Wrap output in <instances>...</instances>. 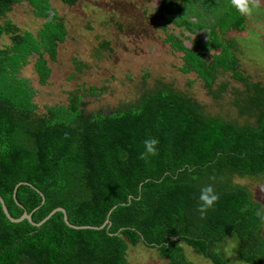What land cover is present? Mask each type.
<instances>
[{
	"label": "trees",
	"instance_id": "1",
	"mask_svg": "<svg viewBox=\"0 0 264 264\" xmlns=\"http://www.w3.org/2000/svg\"><path fill=\"white\" fill-rule=\"evenodd\" d=\"M52 1L0 0V197L12 218L31 215V222L11 223L0 205V264H132L127 254L139 248L155 250L160 264H195L186 247L209 264H231L222 251L228 239L239 264H264V215L256 214L264 202L236 182L264 180V81L244 74L236 40L224 39L243 28L240 13L217 1L215 20L205 17L189 30L209 23L208 40L197 38L193 50L162 36L183 54L177 71L187 88L200 82L221 103L218 112L162 78L132 101L91 108L113 96L109 81L80 83L101 52L110 58L109 42L89 61L74 52L64 80L74 88L64 104L41 105L36 85H53L50 62L61 45L70 34L75 41L76 27L93 30L78 20L90 8L74 16L77 0H59L58 8ZM24 5L31 23L21 27L14 16ZM149 76L145 71L143 81ZM148 138L159 140L158 154L145 160ZM207 185L219 200L202 217L199 196ZM57 208L76 227L110 225L74 229L61 212L45 220Z\"/></svg>",
	"mask_w": 264,
	"mask_h": 264
},
{
	"label": "rangeland",
	"instance_id": "2",
	"mask_svg": "<svg viewBox=\"0 0 264 264\" xmlns=\"http://www.w3.org/2000/svg\"><path fill=\"white\" fill-rule=\"evenodd\" d=\"M155 0H77L74 8H71L69 14L74 16L86 15L90 8V13L85 18H79L80 27L86 24L93 25L90 32L82 31V28H75V41L71 43L69 39L61 45L58 51L57 62L51 63L52 86L39 87L36 85L37 96L36 101L41 105H54L55 103L64 104L66 93L72 90L71 82L65 83V69L73 71L72 60L79 52L82 59L89 61V56L94 55V48H98L102 42H109L113 51L109 55L101 52L96 60L95 68L89 71L86 77L81 76L80 83L84 80L88 83H94L98 87L104 85L105 81H109L108 86L113 96L104 97L99 104L91 105V108L106 106L112 108L119 102L132 101L139 92L146 90L147 87L154 85V80L162 78L164 81L172 82L180 90L189 92L192 97L198 101L206 103L211 111L218 112L221 110L218 104L213 103L211 97L203 89L200 82L192 84V88H187V80L177 71L179 66L178 57L168 52L167 46L160 41L164 34H173L172 26L167 27L163 31L161 21L151 18L150 22L144 20L142 10L153 6ZM263 2L264 0H250V3ZM264 4V3H263ZM52 6L58 8L59 0L52 1ZM68 9L65 11V13ZM18 15L14 16L19 26L23 27L27 23L29 13L26 5L16 9ZM26 12V14H25ZM119 24L126 30H119ZM78 25V24H76ZM79 26V25H78ZM33 30L36 26H31ZM179 34V33H178ZM176 34V35H178ZM123 35V36H122ZM182 39L187 38L186 35L180 34ZM179 37V38H180ZM190 38V37H189ZM194 38V37H193ZM233 38L238 44V53L241 70L244 74L250 75L257 80L264 81V15L259 14L257 21L252 23L248 29L245 28L241 33H231L227 37ZM71 43V45H69ZM191 47L190 42H185ZM94 49V50H93ZM44 58L48 60L45 55ZM37 56L30 59L32 68ZM107 69V73H102ZM99 70V71H98ZM150 75L146 81H143L144 72ZM31 79L34 81L32 70H28ZM105 74V75H104ZM81 75V74H80ZM115 78L111 81V78ZM193 79V77H190ZM36 84V83H35ZM63 86V88H60ZM224 102H222L223 105ZM221 105V106H222ZM225 108V106L223 107ZM237 183L246 186L253 194V198L264 202V180L263 179H236ZM234 240V239H233ZM228 239L223 242L222 251L224 256L231 264H239L237 258V247L234 241ZM183 245V244H182ZM184 246V245H183ZM187 258L195 264H209L205 259L195 256L193 251L185 248ZM128 260L132 264H160L157 252L146 248L130 249L127 254Z\"/></svg>",
	"mask_w": 264,
	"mask_h": 264
},
{
	"label": "flooded vegetation",
	"instance_id": "3",
	"mask_svg": "<svg viewBox=\"0 0 264 264\" xmlns=\"http://www.w3.org/2000/svg\"><path fill=\"white\" fill-rule=\"evenodd\" d=\"M217 1L221 0H155L153 2V6L150 8L143 9L142 11H146L148 16L145 17L144 14V20L150 22L149 25H151V20L149 17V14L151 15V18H155L157 20L161 21V26L163 28V31L167 30V27L172 26L174 29L173 34H167L169 36L174 37L175 39H181L182 44L187 49H194V45L199 41L197 38L200 39L201 42H206L208 40L209 36V26L206 29V26L209 23L205 24V27L198 28L195 34L189 33L190 28L193 29L195 25H197L200 20H206L205 17H208L211 19L210 21H214L215 18L213 17L214 11L211 9V7L214 6ZM229 4L231 3V0H228ZM253 3V2H251ZM258 4V9L253 12L250 16L241 15V20L243 21L244 25H242L241 30H229L226 32L224 39L225 40H231L233 38L228 39V35L231 33H241L242 31L248 29L252 23H255L257 21V16L259 14L264 15V1L263 2H255ZM231 5V4H230ZM143 13V12H142ZM195 14V15H194ZM197 15V16H196ZM189 23H192L189 24ZM179 33V34H178ZM178 34V35H176ZM180 34L186 35L187 38L182 39L180 37ZM191 35V36H190ZM180 37V38H179ZM190 37V38H189ZM194 37V38H193ZM178 40V41H179ZM161 43L163 45H166L168 48V52L172 55L178 57V61L180 62L181 58L183 57V54L181 52L176 51L175 49H172V46L170 44L164 43V39H160ZM185 42H190L191 47H188ZM198 51L204 53L201 51L200 48L197 49ZM211 51L208 53L211 55ZM189 76V75H188Z\"/></svg>",
	"mask_w": 264,
	"mask_h": 264
},
{
	"label": "clouds",
	"instance_id": "4",
	"mask_svg": "<svg viewBox=\"0 0 264 264\" xmlns=\"http://www.w3.org/2000/svg\"><path fill=\"white\" fill-rule=\"evenodd\" d=\"M232 6L242 15L250 16L258 9V4L250 3V0H231ZM144 152L141 153V158L147 160L150 156L158 154L157 145L159 140L156 138H148L144 140ZM199 200V212L203 217L207 210L214 207L215 203L219 200V195L212 185H207L201 188ZM257 216L264 215V210H258Z\"/></svg>",
	"mask_w": 264,
	"mask_h": 264
},
{
	"label": "water",
	"instance_id": "5",
	"mask_svg": "<svg viewBox=\"0 0 264 264\" xmlns=\"http://www.w3.org/2000/svg\"><path fill=\"white\" fill-rule=\"evenodd\" d=\"M0 205L2 207V210H3L4 215L6 216V218L11 223H20V222H23L24 220H27V221L31 222V215L30 214H27V213H24L20 218H17V219L12 218L11 215L9 214L8 210H7V207L4 204L3 199L1 197H0ZM113 209H115V207ZM56 212L63 213V215H64V221H65L66 225H68L69 227H72L74 229H103L107 225L108 226L110 225V222H108V220H106L105 223L101 227H99V228H95V227H76V226H73V225H71V224L68 223L66 213H65L64 209H62V208H57V209L53 210L45 220H47L49 217H51ZM111 212L112 211H110V213ZM43 222H41L40 224H33V225L34 226H40Z\"/></svg>",
	"mask_w": 264,
	"mask_h": 264
}]
</instances>
